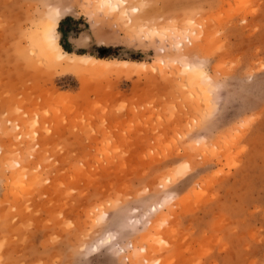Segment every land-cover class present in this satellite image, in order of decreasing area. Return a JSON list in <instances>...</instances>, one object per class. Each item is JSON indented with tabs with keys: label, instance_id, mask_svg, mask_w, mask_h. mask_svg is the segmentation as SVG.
<instances>
[{
	"label": "rangeland",
	"instance_id": "1",
	"mask_svg": "<svg viewBox=\"0 0 264 264\" xmlns=\"http://www.w3.org/2000/svg\"><path fill=\"white\" fill-rule=\"evenodd\" d=\"M102 1L0 0V264H264V0Z\"/></svg>",
	"mask_w": 264,
	"mask_h": 264
},
{
	"label": "bare ground",
	"instance_id": "2",
	"mask_svg": "<svg viewBox=\"0 0 264 264\" xmlns=\"http://www.w3.org/2000/svg\"><path fill=\"white\" fill-rule=\"evenodd\" d=\"M128 0H103L98 8V12H105L106 10H110L112 15H119V19H123L127 17L130 13V8L127 6ZM138 8H135V11H138ZM58 10L52 13L51 18H49L45 23L43 24V27L40 29L41 33V49L40 54L45 57L46 59L55 60L59 62L62 65L70 66V65H78V64H87L88 66L92 67L95 70H101V69H111L116 68L117 70H137L139 65L137 62L134 61H111L104 58H89V60H85L82 57L79 56H73L70 55L59 47L56 37H55V31L57 27V16H58ZM142 27V26H141ZM160 30L154 29L150 32V35L146 37V39L150 40V42L153 40V35L157 36ZM170 30L164 31L163 35H167L166 38H169ZM174 34L176 36H180L181 33L178 31H174ZM152 37V38H151ZM181 37V36H180ZM171 39V38H170ZM169 39V40H170ZM182 41L179 42L178 45H176L177 49H180L182 47ZM172 43V41H170ZM169 43V44H170ZM190 63V62H189ZM188 62H184L183 66V72H184V78L188 80L190 84L199 82L207 77V73L204 69H202L199 66H194L189 64ZM120 66H123L125 68H119ZM185 167V166H183ZM189 167V166H188ZM187 167V169H188ZM186 169V167H185ZM190 169V168H189ZM180 170V169H179ZM182 171V170H180ZM187 171V170H186ZM189 171V170H188ZM185 171H182V173ZM185 174V173H184ZM183 174H181L182 176ZM180 177V176H178ZM146 248V247H145ZM146 251V250H145ZM146 258V257H145ZM147 259V258H146ZM144 261V260H143ZM147 263H149V260H146ZM146 264V263H145Z\"/></svg>",
	"mask_w": 264,
	"mask_h": 264
},
{
	"label": "trees",
	"instance_id": "3",
	"mask_svg": "<svg viewBox=\"0 0 264 264\" xmlns=\"http://www.w3.org/2000/svg\"><path fill=\"white\" fill-rule=\"evenodd\" d=\"M63 49H64L65 51H67V52H71V50H68V49H66L65 47H63ZM98 57L105 58V57H107V56H106V55H100V56H98Z\"/></svg>",
	"mask_w": 264,
	"mask_h": 264
}]
</instances>
